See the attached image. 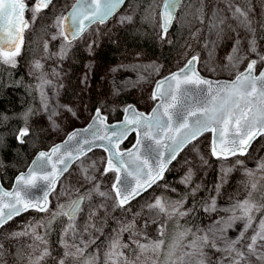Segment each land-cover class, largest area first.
Wrapping results in <instances>:
<instances>
[{
  "label": "snow or ice",
  "instance_id": "6c2138e0",
  "mask_svg": "<svg viewBox=\"0 0 264 264\" xmlns=\"http://www.w3.org/2000/svg\"><path fill=\"white\" fill-rule=\"evenodd\" d=\"M180 4L181 0H160L159 4L156 0H149L145 7V19L155 22L156 38L164 44L171 43L170 29ZM127 7L128 0H72L55 16L52 24L55 32L50 39L59 40V48L49 51V42H45L44 55L41 60L31 63L28 72L37 81L30 87L38 93L48 119L53 120L58 112H72V109L60 104L50 106V99L58 96L59 89L63 87L62 70L55 67L46 69L44 62L62 64L81 41L87 43V50L91 53L98 43L91 37L99 31L98 27L92 26L105 25L114 16L119 24H131L132 15L121 13V9ZM50 8H55L53 0H31V3L29 0H0V65L9 68L17 66L24 32L38 18H43L41 13ZM26 12L28 19L25 18ZM228 18H233L245 33L243 37L236 33L233 47L224 57L225 69L234 74L233 80L213 81L200 76L196 67L199 56L192 55L177 71L156 83L150 98L159 99L160 103L151 114L145 115L132 106H126L123 109L124 119L109 124L108 116L97 108L85 128L72 131L62 144L54 145L49 151L39 152L27 172L16 178L11 191L0 185V228L29 210L46 214L39 220L30 221L22 231L9 234L11 238L28 236L32 239L33 243L28 245L33 252L29 264H48L49 261L51 264H99L97 253H88L87 250L104 234L110 220L117 227L107 238L103 264H137L140 254L146 251L152 252L157 259L163 252V264H264V215L257 220V214L264 212V185L260 184L264 179V159L257 162L255 170L245 169L249 177L245 185V198L232 201L226 207L217 206L220 185L216 186V195H210L199 205V209L195 203L192 207H185L186 196L195 199L202 188L201 184H192L196 165L185 159L184 164L188 167L180 183L186 187L192 185L186 196L176 201L156 197L145 205L155 211L157 217L162 216L163 221L146 220L142 228H137L136 220L140 213H135L131 220H121L113 215L117 210L121 215L129 212L131 201L164 180L168 166L177 159L180 151L204 133L212 134L209 154L221 162V185L232 170L225 166L226 162L231 157L246 155L252 142L264 136V51L259 50L255 38L251 0H240V3L224 0V8L212 13L210 30L215 31L217 36L213 46L221 38L220 25L225 24ZM260 27L264 28V20L260 21ZM242 39L246 42V50L242 46ZM253 54L256 58L250 59ZM241 64L245 65L243 71L239 70ZM258 64L260 71L257 75ZM131 69L149 75L159 72V66L155 64L132 65ZM90 70L89 65L83 81L89 78ZM139 79L143 80V76ZM189 86H194L203 99L193 105H184L183 98L189 93ZM49 92H52V97ZM31 114V109L23 114L24 126L15 133L20 144H24L25 138L31 134L28 124ZM130 132L137 133L136 143L131 149L122 150L120 146ZM97 148L107 155L92 160L88 154ZM199 162L201 166L208 164L203 155H199ZM234 163L241 165L243 161L237 159ZM73 164L79 171L76 183L80 187L62 183L53 209L49 196L56 192L61 177L69 172ZM109 174H112V179L105 188L101 177ZM41 187L42 195H33V189ZM81 188L85 189L83 194H80ZM170 191L175 192L176 189L170 188ZM256 192L261 193L260 200L254 197ZM61 198L65 202L61 203ZM197 210L206 213L211 223L203 228L197 226L195 231L179 224L180 219L193 216ZM213 213L216 214L215 219H212ZM174 219L179 239L173 238L166 245L167 222ZM58 220V243L62 251L54 256L48 236L53 230L52 225ZM185 223L189 221L186 219ZM238 223L241 225L238 233L229 236V230H235ZM151 224L156 225L155 240L143 230ZM124 233H128L130 243L123 242ZM188 236L191 239L184 243ZM130 245H134V249ZM125 249L135 251V259H130ZM209 253L216 255V259L213 260ZM153 264H156L155 260Z\"/></svg>",
  "mask_w": 264,
  "mask_h": 264
},
{
  "label": "rangeland",
  "instance_id": "374dc122",
  "mask_svg": "<svg viewBox=\"0 0 264 264\" xmlns=\"http://www.w3.org/2000/svg\"><path fill=\"white\" fill-rule=\"evenodd\" d=\"M63 1V7L66 8V6L70 5L72 0H62ZM203 4V13L202 15L197 19V26L190 37L187 45L183 47L182 54H177L176 59L174 61L173 65H167L162 61H159L157 59H144L141 55H136L134 59L132 60H123L119 64L111 65L108 68L102 69L99 71L98 67L96 66L93 57L100 46V44L104 40H116V36L118 34L119 28L124 24H119L116 22L115 16L112 17L105 25H93V28H99V31L92 36V39H96L98 41L97 46L94 48V50L90 53L87 50V43H85V48L87 50V53L89 55V59L84 65V69L82 70V73L80 75V88L77 94V97H75L73 100L67 99V90L69 86V72H70V63L72 61V53L70 54V58L67 60H64L62 64L57 65L53 61H47L45 63V68L50 69L52 67L57 68V70L61 71V81L63 84V87L59 89V94L54 99H50L49 104L50 106H54L55 104L65 105L68 108L72 109V112L68 111H60L58 114L53 118V120L48 119V113L43 110V107L40 103L41 110L37 114L38 115V125L44 126L43 132L45 135L50 139L49 142H55L59 141L70 131L72 128L78 125L85 124L90 117L92 116L94 109L92 107V102L94 98L96 97L99 101L100 107L103 109L104 112H107L109 109V106L116 105L117 98L119 94L122 92H133L135 96L143 97L145 94L146 99L143 101L142 106L145 108V110H149L152 105L154 104V100L150 98V95H152V91L150 90L151 87L153 89L154 86V80L157 77L163 76L165 73L171 71L175 67H178L179 65L183 64L186 59L193 54L195 50H197L200 46V40L204 37V44L202 45V54H201V61H202V68L205 71H208L209 74H212L213 76L217 77H232L234 74H230L225 69V63L224 57L229 53L230 49L233 47L234 39L236 36V33L239 32L241 34V37L245 35L244 30L239 28L233 18H228L226 23L223 25H220V28L222 29V35L221 38L218 41V44L216 46H213V42L217 40V36L215 34V31L210 30L211 24H210V18L212 17V13L214 11H217L219 9L224 8V0H201ZM237 3H240V0H236ZM29 3H31V0H29ZM57 9H55L56 11ZM61 10L56 11V14H54V17L52 19V24L54 22L55 16L60 12ZM126 12L130 15L129 12V6L127 9H121V13ZM264 14V0H251V17L254 21L253 27L255 28V38L257 39L258 48L261 51H264V38L261 39L259 36V29H260V21L262 19V16ZM27 19L29 18V14L26 12ZM232 20V24H230V32H225V27L227 24H229V21ZM39 18L37 19L36 23L27 31L32 30L36 24L38 23ZM235 30V31H234ZM91 31V29L89 30ZM55 29L52 27V31L47 37L45 42H49V51H56L59 48L60 41H51V36L54 34ZM251 38V36H249ZM231 39L230 46L225 47V41ZM83 42V41H81ZM207 45V46H206ZM242 46L247 48L246 42L242 39ZM44 55V46L42 53L33 59L32 61H29L26 64V70L29 72V66L34 60H41L42 56ZM255 57V54L250 56L249 58ZM17 60H22V52L19 57H17ZM247 61H245V64ZM155 64L159 66V72L149 75L147 72L144 71H133L131 69L132 65H150ZM91 66V70L88 74L89 78L86 81H83L82 78L84 77V74L87 70V66ZM244 64H241L239 66V70H242L244 68ZM215 70V71H213ZM99 76V77H98ZM143 76V80H140L139 77ZM51 78V77H50ZM59 83V81H58ZM52 92H49V96L52 97ZM75 113V115H72V113ZM40 126V127H41ZM48 142V143H49ZM211 142V136L210 134H204L202 137H200L197 141H194L190 146H188L176 159V161L172 164L170 167V170L178 173L179 178H177L178 183H180L181 178L187 171V165L184 164L185 159L191 161L193 164L196 165V167L193 168V180L192 184H201L202 188L199 192H197L196 195H200L202 189L206 186L207 181L209 179L210 174L214 171L215 173V180H214V186L212 191L209 193L208 197L210 195H216L215 189L217 185H220V191L219 195H217V206L218 207H226L229 205L230 202L238 200V199H244L246 196V188L245 185L247 184L249 177L245 174V169H251L255 170L257 168V162L261 159H264V139L258 144L257 147H254L253 149H250V151L244 155V156H236L231 157L225 164L226 167L231 168L232 170L227 174V176L224 178V183L221 185V162L216 160L215 158L211 157L209 154V146ZM193 144H195V148H193ZM203 155L205 159L208 160L207 165H200L199 162V155ZM88 156L92 160H99L101 158L106 157V154L104 151L100 149H96L88 154ZM241 160L243 161V164L237 165L235 164V160ZM98 167H102V165H98ZM257 175L259 176L260 173L257 172ZM79 177V171L77 169L76 164H74L68 173H66L61 181L59 182L56 192L52 193L50 201H51V208H55L57 200L56 195L59 191H61V184H67L69 186L75 185L76 187H80L79 184L76 183L77 179ZM112 174H109L108 176L101 177L103 186L105 188L108 187L109 183L111 182ZM263 180V179H262ZM262 180L260 181V184L262 183ZM164 185H168V187H165ZM183 185V184H181ZM186 187L185 185H183ZM192 185L187 186L186 188L189 190V188ZM87 187V186H85ZM170 188H175L176 191L172 192L170 191ZM81 190H84V188H81ZM166 191V193L164 192ZM182 196H186L181 191V187L175 186L169 181L159 182L156 184L148 193L146 198L135 200L132 203L128 205L130 208L129 212L124 213L123 215L120 214L119 210H117L113 215L120 218L121 220H131L133 215L135 213H140V216L137 217L136 220V227L142 228L143 224L146 220L151 219H158L160 221H163V217H157L155 211L149 210L147 207H145L146 204L153 202L154 198L161 197L165 198L168 201H176L179 200ZM207 197V198H208ZM254 197L257 200L261 199V193L259 192L254 193ZM187 203L185 204V207H190L189 197L186 196ZM61 203L65 202L63 198L60 200ZM220 215H225L224 213H220ZM264 215V212L257 214V220H259L260 216ZM46 216L44 213H37L35 211H29L26 212L16 218H14L12 221H10L8 224H6L3 228H0V244L3 245V248L0 249V252L3 253L2 256H0V264H29V258L33 256L32 249L28 247V245L32 244L33 241L30 237L24 236L20 238H11L9 234L11 232H17L22 231L24 227L30 222V221H36L41 219L42 217ZM206 220L205 222L199 223L197 226L203 228L207 224L211 223L208 215L206 214ZM216 218V214H212V219ZM186 219V218H185ZM185 219H180L185 220ZM172 220H169L167 222V231L165 236V244L167 245L173 240V236L175 234L171 233L169 230V225ZM78 222H82L78 220ZM192 228L193 231L196 230V227ZM117 225L114 221L110 220L104 229V234L99 236V239L96 241V244L91 245L88 252H96L99 256V264H103L104 256L103 253L107 249V243H108V236L110 235L112 229L116 228ZM241 225L238 223L235 230H229L228 235L229 236H235L238 231L240 230ZM155 224H151L149 227L143 229L146 235L151 238L152 240L156 239V233H155ZM38 231H41L38 229ZM167 234L169 236L168 241H166ZM87 235H85V239H87ZM175 238V236H174ZM191 239V236H188L184 243H187L188 240ZM123 242L130 243L129 241V235L128 233L123 234ZM142 242H146L142 240ZM18 243H25L27 246L26 250V259L23 262L18 261L14 254L13 249L16 244ZM50 248L52 249L51 244L49 243ZM134 249V245H130ZM60 248V245H59ZM98 248V252H97ZM62 249L60 248V252ZM59 252V253H60ZM57 253L56 255H58ZM125 254L129 256L130 259H135L137 253L135 251H129L128 249H125ZM87 255V253H86ZM210 256H212V259H216V255L209 253ZM55 256V255H54ZM156 261V264H163L164 261V254L161 252L159 259L156 258V256L150 252L146 251L143 254H140V260L137 262V264H153V261Z\"/></svg>",
  "mask_w": 264,
  "mask_h": 264
},
{
  "label": "trees",
  "instance_id": "16d2710c",
  "mask_svg": "<svg viewBox=\"0 0 264 264\" xmlns=\"http://www.w3.org/2000/svg\"><path fill=\"white\" fill-rule=\"evenodd\" d=\"M53 2L55 8H50L41 13L43 18H39L36 26L32 30L27 31L25 42L21 48L23 61L17 60V66L15 68L0 65V176L3 184L7 187L12 185L15 176L20 171L27 168L40 148H48L56 142L50 143V139L43 132L42 127L44 126L38 125L37 114L41 110L40 100L35 89L30 87V85H35L37 81L28 74L25 64L42 53L44 46L43 42L49 37L52 31L51 22L54 14H56L58 10L65 9L62 0H53ZM148 3L149 0H128L129 12L133 17V21L131 24H124L119 28L116 40H104L100 44L93 57L99 71L111 65L119 64L123 60H132L136 55H141L144 59H157L167 65H173L177 54H182L183 47L187 45L196 29L197 19L203 13V4L201 0L182 1L176 14V20L170 31L171 43L169 44H164L156 38L157 27L155 22L150 19H145L147 16L145 7ZM156 3L159 4L160 0H156ZM55 9L57 10L55 11ZM261 20H264V14ZM232 23V20H230L229 24L225 27V32H230L231 28L229 26ZM259 36L261 39L264 38V28L260 27ZM230 42L231 39L225 41V47H229ZM203 44L204 37L200 40L199 48L193 52L199 54L200 58ZM88 59L89 55L85 48V43H77L72 50V61L70 63L69 86L66 93L67 99L69 100H73L77 97L80 88V75ZM201 64L202 61L200 59L199 69L204 74L217 77L205 71ZM158 78L159 77L155 78L154 83ZM150 90H153L152 87ZM151 96L152 95H150V97ZM145 99V94L143 97H138L135 96L133 92H122L116 100V105L109 106L108 111L105 113L109 120L120 119L123 115L124 107L130 102H135L139 108L145 110L142 106ZM90 105L95 109L101 106L96 97ZM29 109H31L32 113L28 121L31 134L25 138L24 144H20L15 138V133L24 126L22 117ZM134 139L135 135H130L122 147L131 145ZM263 139L264 136H261L252 145L251 149L257 147ZM214 173L213 171L210 174L207 184L202 189L200 195H196L195 199L188 195V204L190 207L195 203L199 209V205L207 199L214 186ZM177 178H179V174L169 169L164 176V180L160 181V183L169 181L175 186L181 187V191L187 194L188 189L179 184ZM261 185H264V179ZM149 191L136 200L145 199ZM262 191H264V189H262ZM164 192L166 193V191ZM83 193L84 190H81L80 194ZM206 218V213L197 210L193 216L186 218L189 223L186 224L185 219L182 221L179 220V224L183 225L185 228H194L199 223L205 222ZM59 225L60 221L58 220L52 225L53 230L48 236V241L52 246L53 255L55 256L60 252L58 243ZM169 231L175 234V238L179 239V230L177 229L175 219L170 222L168 233ZM168 239L169 236L167 234L166 241H168ZM26 250L27 246L25 243H18L13 249V254L18 261L23 262L26 259ZM91 252L92 249L88 253ZM48 264H51V261H49Z\"/></svg>",
  "mask_w": 264,
  "mask_h": 264
},
{
  "label": "water",
  "instance_id": "95a60500",
  "mask_svg": "<svg viewBox=\"0 0 264 264\" xmlns=\"http://www.w3.org/2000/svg\"><path fill=\"white\" fill-rule=\"evenodd\" d=\"M182 1L183 0H181V3H182ZM181 5V4H180ZM180 7V6H179ZM179 7H178V9H179ZM178 9H177V11H178ZM176 14H177V12H176ZM25 18L27 19V16H26V13H25ZM111 19V18H110ZM175 22V21H174ZM174 24V23H173ZM172 29V28H171ZM171 29H170V31H171ZM26 34H27V30L24 32V34H23V40H24V42H25V39H26ZM24 44V43H23ZM192 55H198L199 56V62H200V55L199 54H197V53H194V54H191L189 57H191ZM188 57V58H189ZM254 58H256V57H253V58H250V59H254ZM185 63V62H184ZM183 63V64H184ZM183 64L181 65V66H183ZM180 66V67H181ZM197 71L199 72V74H200V76H202V77H204V78H206V79H210V80H213V81H231V80H233L234 79V76H232V77H230V78H227V77H212V76H208V75H206V74H204L200 69H199V63L197 64ZM179 67H177V68H174V69H172L170 72H168V73H166L165 75H163V76H161V77H159L156 81H155V83H154V86H153V90H152V94H153V92L155 91V85H156V83L158 82V81H160L161 79H163L164 77H166V76H168L170 73H172V72H175V71H177V69H178ZM244 69V68H243ZM243 69L242 70H240V71H243ZM259 71H260V66H259V64L257 65V75L259 74ZM189 89H190V91H189V93L188 94H186L185 95V97L183 98V104L184 105H193V104H195V103H197V102H199V101H201L202 99H203V95L202 94H200L199 92H198V90L194 87V86H189ZM160 103V100L159 99H157V100H155V102H154V104H153V106L149 109V110H144V109H141V108H139L138 106H137V104L135 103V102H130V103H128L126 106H132V107H134L138 112H141V113H144L145 115H149V114H151V112L153 111V109L157 106V104H159ZM125 106V107H126ZM124 107V108H125ZM178 107H182L181 105H178ZM97 108H99V109H101V112L104 114V115H106V113L103 111V109L101 108V107H97ZM96 108V109H97ZM95 109V110H96ZM95 110H94V112H95ZM93 112V113H94ZM93 115V114H92ZM124 116H125V113L123 112V115H122V117L120 118V119H116V120H109V118H108V123L109 124H114V123H118V122H120V121H122L123 119H124ZM91 118V117H90ZM91 122V120L89 119L85 124H83V125H78V126H75L74 128H72L70 131H68V133L64 136V138H62L61 140H59V141H56L55 143H53L50 147H48V148H40L37 152H36V154L34 155V157L32 158V160H31V162L29 163V165L27 166V168L26 169H24V170H22V171H20L16 176H15V178H14V181H13V183H12V185L11 186H9V187H7V186H5L4 184H3V182H2V179H1V176H0V185H2V187H3V189H5V190H8V191H11L14 187H15V181H16V178L20 175V174H22V173H26L27 172V170L32 166V162H33V160H35L36 159V156L38 155V153L39 152H41V151H45V152H47V151H49L54 145H58V144H62L63 143V141L64 140H66V138H67V136L72 132V131H74V130H80V129H83V128H85L89 123ZM132 134H134L135 135V139H134V142L131 144V145H129V146H127V147H122V145L124 144V142L127 140V138L130 136V135H132ZM204 134H210V136H211V139H212V134L211 133H204ZM203 136V135H202ZM201 136V137H202ZM128 137L124 140V142L121 144V149L122 150H124V149H131L132 147H133V145L136 143V139H137V133L136 132H130L129 133V135H128ZM261 137V136H260ZM260 137H257L253 142H252V144H251V147H252V145L260 138ZM200 138V137H199ZM198 138V139H199ZM145 143H147V142H145ZM193 143V142H192ZM192 143H190V144H188V145H186L185 147H184V149H182L181 151H180V153L178 154V156H177V158L179 157V155L188 147V146H190ZM251 147L248 149V152L250 151V149H251ZM98 149V148H97ZM94 150H96V149H93V151ZM100 150H102V149H100ZM103 151V150H102ZM106 154V153H105ZM107 155V154H106ZM176 160H174L169 166H168V170L170 169V167L172 166V164L175 162ZM74 165V164H73ZM72 165V166H73ZM70 170V169H69ZM167 170V171H168ZM166 171V172H167ZM166 172H165V174H166ZM66 174V173H65ZM64 174V175H65ZM165 176V175H164ZM63 177H61V179H62ZM59 184V183H58ZM58 184H57V186H58ZM155 185H153L151 188H149L148 189V191L150 190V189H152L153 187H154ZM147 192V191H146ZM146 192H144V193H146ZM42 193H43V188L41 187V188H37V189H33V195H35V196H40V195H42ZM144 193H142V195L144 194ZM52 195V194H51ZM51 195L49 196V200H50V198H51ZM141 196V195H140ZM140 196H138L137 198H139ZM136 198V199H137ZM135 199V200H136ZM135 200H133V201H135ZM133 201H131V203L133 202ZM29 211H32V210H29ZM28 211V212H29ZM26 213V212H25ZM22 214H24V213H22ZM21 214V215H22ZM18 217V216H17ZM16 218V217H15Z\"/></svg>",
  "mask_w": 264,
  "mask_h": 264
}]
</instances>
